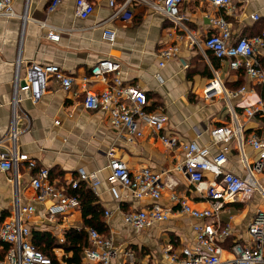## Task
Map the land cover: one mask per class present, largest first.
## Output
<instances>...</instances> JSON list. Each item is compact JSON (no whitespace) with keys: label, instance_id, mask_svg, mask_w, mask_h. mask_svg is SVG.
Here are the masks:
<instances>
[{"label":"crops","instance_id":"obj_1","mask_svg":"<svg viewBox=\"0 0 264 264\" xmlns=\"http://www.w3.org/2000/svg\"><path fill=\"white\" fill-rule=\"evenodd\" d=\"M50 2L28 0L25 4V0H12L13 10L19 17L0 18V141L9 136L16 72L21 80L24 79L27 65L34 62L55 65L66 74L82 78L88 76L91 67L101 60L120 63V80L145 94L147 112H161L167 117L162 134L176 138L179 143L209 145L210 130L230 123L227 102L234 108L244 139L264 135V112L249 118L243 114L245 109L264 103V85L251 82L242 70H231L227 62L216 59L204 48L190 45L188 37L174 30L161 16L151 14L144 6L132 5L111 19L113 11L106 1L92 0L93 13L87 19L79 20L73 14L74 0H64L54 11L48 12ZM233 7V13L228 15L205 0H185L179 13L187 19L185 26L189 33L200 40L215 32L209 18L219 17L227 22L232 41L257 36L264 40V0H233ZM49 27L56 31V41L47 39ZM105 31H110V35ZM179 36L182 39L177 40V56L160 68L161 50L173 45ZM257 52L264 65V42L257 46ZM214 76L225 90L236 92L244 88L245 92L227 102L223 97L204 100L203 89ZM89 87L101 92L106 85L92 82ZM82 102L83 93L77 84L71 91H65L53 80H48L38 102H32L24 95L17 111V152L34 161L36 167L48 169L51 180L64 186L65 193L70 196L77 195H72L77 188L72 190L67 183L76 179L78 170L98 172L100 184L96 188L91 189L84 183L81 186L94 195L92 204L100 212L102 225L98 233L112 238L117 248L114 260L122 261V252L129 250L133 252L134 264H166L162 259L163 249L170 246L178 254L183 247L192 245V226L202 224V221L180 215L170 196L186 197L189 205L197 210L207 208L208 200L196 196L187 176L175 170V165L182 160V153L177 148H165L142 123L138 124L139 138L129 140L124 130L118 136L107 114L86 110ZM9 145L5 142V146ZM220 147L226 148L225 170L244 176L236 140L233 138L211 146L210 154L215 155ZM110 148L130 171L146 168L160 176L163 189L158 203L172 212L168 221L141 232L123 224V214L147 208L152 202L150 199L135 200L122 187L106 184V154ZM243 151L247 163L257 160V152L245 140ZM35 171L29 170L25 162L20 164L15 176L17 183H14L12 170H0V225L9 217L17 194L21 204L34 208L29 224L32 238L36 232L59 244V239L65 241L69 229H82V214L79 208L55 220L46 218L45 212L51 201L34 202L29 188ZM211 180V174H205L204 181ZM255 180L264 189V168L255 175ZM76 197L80 202L79 195ZM258 211L264 212V198L255 194L247 202H229L219 213V224L229 223L232 230L231 235L219 243L223 248V259L231 258L233 244H247L246 231ZM51 251L56 263L73 256L60 246Z\"/></svg>","mask_w":264,"mask_h":264},{"label":"built area","instance_id":"obj_2","mask_svg":"<svg viewBox=\"0 0 264 264\" xmlns=\"http://www.w3.org/2000/svg\"><path fill=\"white\" fill-rule=\"evenodd\" d=\"M64 0H51L48 12L54 11ZM112 9L111 19L132 5H141L151 14L161 16L167 20L177 32H182L188 37L189 44L199 49L204 48L221 62H227L231 70H242L247 78L254 84L264 85V65L259 60L257 46L262 45V37L231 39V32L227 22L223 18H209L215 32L202 40L192 36L185 26L187 19L179 13V8L185 0H104ZM212 7L222 9L225 14L234 11L233 0H205ZM28 0H25V4ZM94 11L92 0H74L73 14L79 20L87 19ZM12 7V0H0V18H17ZM45 26L44 24H42ZM47 39L56 41V31L49 27ZM110 31L105 34L110 35ZM264 36V32H263ZM176 42L161 50L159 67L175 58L178 54ZM202 47V48H201ZM120 63L112 60H101L91 67L88 76L75 78L66 74L55 65L37 64L30 62L27 65V76L24 79L18 77L16 72L12 90V120L9 126V136L0 141L3 152L0 153V170L14 173V183H17V171L19 165L26 163L29 170L35 169V175L30 178L29 188L32 190V200L41 203L50 200L51 205L45 215L49 220H55L58 216L67 215L80 208L76 196L65 193L64 186L51 180L48 169L36 167L34 161L28 160L25 155L16 150V123L18 108L27 96L32 102H38L43 96L48 80H53L63 90L71 91L77 84L83 93V107L89 111H101L107 114L111 127L119 135L125 131L127 138H139L138 124L142 123L151 129L165 148H177L182 153V160L175 165V170L187 176L196 196L206 198L208 207L203 210L192 208L188 199L183 196L171 195L170 200L178 207V213L193 220L202 221L201 225L192 226V245L183 247L177 254L173 248L167 246L163 249L162 259L166 264H264V212L258 211L250 222L246 234V245L233 244L230 248V259H223V248L220 242L231 235L229 223L221 226L218 216L229 202H247L255 194L264 198V189L255 180V175L264 168V135L261 137H249L244 139L237 124V116L228 99L244 93L241 88L236 92L225 90L218 77L213 79L203 89V99L210 101L223 97L227 102V112L230 123L210 130L209 145H199L196 142L179 143L176 138L162 134L167 123V117L161 112H147L145 107L147 99L143 92L135 87L123 84L120 80ZM18 71V70H17ZM156 79L161 81L159 75ZM92 82H101L106 85L101 92L90 89ZM264 112V103L244 110L245 117H253ZM237 142L238 151L241 154V164L244 176L236 175L225 170L227 163L226 148L220 147L215 155L210 154V147L224 144L231 139ZM257 152V160L249 164L245 159L243 142ZM9 142V146H5ZM107 175L105 182L108 186H120L127 190L135 200L150 199L151 204L147 208L129 211L122 215V222L131 229L141 232L156 224L169 220L172 212L161 206L158 201L163 189L160 176L142 168L130 171L126 164L117 158L114 149L110 148L106 154ZM205 174H211V181H204ZM78 183H84L91 189L100 184L98 172L85 173L78 170L76 179L68 181V186L75 190ZM34 214V208L29 204H21L17 194L14 197L12 211L0 225V250L6 245L7 250L0 257V264H68L65 261L56 263L52 258L43 253L32 241V231L29 226L30 218ZM108 217L109 213H105ZM89 247L82 253L81 264H134L133 252H122L123 260L115 261L117 248L112 238L104 237L95 230H88ZM64 239H59V244ZM54 251V250H53ZM56 251V250H55Z\"/></svg>","mask_w":264,"mask_h":264},{"label":"trees","instance_id":"obj_3","mask_svg":"<svg viewBox=\"0 0 264 264\" xmlns=\"http://www.w3.org/2000/svg\"><path fill=\"white\" fill-rule=\"evenodd\" d=\"M81 183H78L77 190L72 195L80 197V211L83 219V227L79 231L69 229L65 233V241L63 244H56L47 235L34 233L32 241L34 245L47 257L53 258L51 249L55 246H60L66 253L72 252L73 256L70 259H64L68 264H79L81 261V253L83 249L88 247L87 230L93 229L102 230L100 212L94 204L95 200L93 193L89 189L82 188ZM79 188V189H78ZM76 195V196H77ZM34 239V240H33ZM7 250V246H1L0 257Z\"/></svg>","mask_w":264,"mask_h":264}]
</instances>
